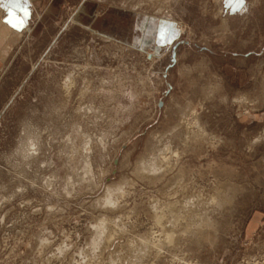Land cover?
<instances>
[{
	"label": "rangeland",
	"instance_id": "rangeland-1",
	"mask_svg": "<svg viewBox=\"0 0 264 264\" xmlns=\"http://www.w3.org/2000/svg\"><path fill=\"white\" fill-rule=\"evenodd\" d=\"M93 1L179 36L0 52V264H264V0Z\"/></svg>",
	"mask_w": 264,
	"mask_h": 264
},
{
	"label": "crops",
	"instance_id": "crops-1",
	"mask_svg": "<svg viewBox=\"0 0 264 264\" xmlns=\"http://www.w3.org/2000/svg\"><path fill=\"white\" fill-rule=\"evenodd\" d=\"M21 8L27 9V15L23 10L17 9L14 17H7L6 7L0 6V52L2 53L10 51L11 38L18 37L21 34L19 28L28 22H34L32 29H35V26L38 28L50 20L65 18L66 15L67 22L76 21L106 37L116 38L125 43L139 38V45L143 49H152L155 52L173 43L179 36L176 24L171 20L152 14L142 15L134 9L117 5L100 9L99 1L21 0ZM7 19H13L16 26L9 25ZM161 30L166 36L164 42L160 40Z\"/></svg>",
	"mask_w": 264,
	"mask_h": 264
},
{
	"label": "snow or ice",
	"instance_id": "snow-or-ice-1",
	"mask_svg": "<svg viewBox=\"0 0 264 264\" xmlns=\"http://www.w3.org/2000/svg\"><path fill=\"white\" fill-rule=\"evenodd\" d=\"M0 6L6 7V9H7V13H6L7 17H14L16 15V10L17 9L23 10L25 15H27V9H22L21 8V0H0ZM6 22L9 25H12L13 27L16 26L13 23V19H7ZM165 39H166V36H165L163 30H161V34H160L161 42H164Z\"/></svg>",
	"mask_w": 264,
	"mask_h": 264
},
{
	"label": "water",
	"instance_id": "water-1",
	"mask_svg": "<svg viewBox=\"0 0 264 264\" xmlns=\"http://www.w3.org/2000/svg\"><path fill=\"white\" fill-rule=\"evenodd\" d=\"M176 47H177V45L174 46L173 60H176Z\"/></svg>",
	"mask_w": 264,
	"mask_h": 264
}]
</instances>
